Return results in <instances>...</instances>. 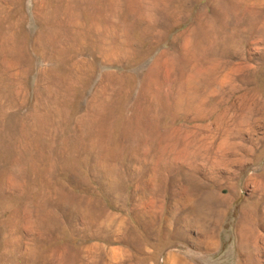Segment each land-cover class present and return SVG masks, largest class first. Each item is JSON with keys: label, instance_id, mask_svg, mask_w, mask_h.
I'll return each mask as SVG.
<instances>
[{"label": "rangeland", "instance_id": "1", "mask_svg": "<svg viewBox=\"0 0 264 264\" xmlns=\"http://www.w3.org/2000/svg\"><path fill=\"white\" fill-rule=\"evenodd\" d=\"M0 264H264V0H0Z\"/></svg>", "mask_w": 264, "mask_h": 264}]
</instances>
